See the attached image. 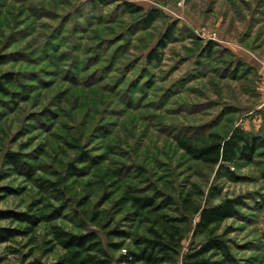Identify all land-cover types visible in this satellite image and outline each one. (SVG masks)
<instances>
[{"label":"rangeland","instance_id":"rangeland-1","mask_svg":"<svg viewBox=\"0 0 264 264\" xmlns=\"http://www.w3.org/2000/svg\"><path fill=\"white\" fill-rule=\"evenodd\" d=\"M151 11L159 17L148 23ZM0 54L9 57L0 74L21 75L16 90L29 95L1 108L0 187L14 192L0 208L27 212L44 199L39 208L57 213L40 224L36 244H0V264H23L32 249L25 264L55 260L62 250L46 253L50 226L79 230L82 197L87 208L128 221L130 205L117 201L129 188L176 201L191 195L201 205L242 197L240 214L220 228L231 229L226 264H264V154L232 166L231 175L176 140L235 128L264 137V0H0ZM8 150L23 153L32 176L5 164ZM42 179L62 181L68 207ZM165 212L182 215L175 204ZM197 220L181 224L183 247L171 264H182ZM138 224L143 232L149 222Z\"/></svg>","mask_w":264,"mask_h":264},{"label":"trees","instance_id":"trees-1","mask_svg":"<svg viewBox=\"0 0 264 264\" xmlns=\"http://www.w3.org/2000/svg\"><path fill=\"white\" fill-rule=\"evenodd\" d=\"M158 17L157 12L151 11L144 18L148 23H152ZM167 36L168 34L165 38ZM165 38L148 54L150 62L159 58L158 48L165 44ZM8 60L6 54H0V65ZM17 88H24L21 75L12 71L0 74L1 146L4 142L2 120L5 115L1 108H8L5 100L10 98L17 102L19 97L29 96L27 90L22 89L20 93ZM43 118L47 120L46 117ZM176 140L178 146L192 158L217 165L219 169L226 168L231 175L232 166L238 165L240 161L252 162L257 155L264 154L259 153L260 147L264 146V137L242 128L233 129L228 136L214 131L178 134ZM1 146L0 151L3 150ZM3 156L6 165L32 176L33 164L23 158L21 151L8 150ZM82 160L88 162L89 158L83 156ZM94 163L95 160L88 163L87 168L93 167ZM68 169L74 174H79L81 170L74 164ZM61 184V180L42 179L40 182L42 187L50 188L51 195L63 200L64 206L68 207L70 198ZM0 192L2 201L9 194H13L14 190L0 187ZM44 201L40 200L37 208L30 207L27 212L0 208V244L12 242L18 237L28 238V246L36 244L40 224L51 221L53 216L57 215L56 211L47 212L39 208ZM117 203L121 206L130 205L131 211L127 215L128 219H125L128 221L124 223L121 220L115 221L112 216L107 217L104 210L87 208L86 197L78 200V207L74 211L76 210L77 216L82 217L79 230H68L56 224L50 226L51 237L45 240L48 245L46 253L54 252L57 248H60L62 253L49 264H171L175 257L181 254L183 247L184 234L181 224L191 217H198V220L194 225L188 250L182 256V264H226L233 260L232 248L226 239L231 229L220 231V228L226 220L240 214L239 207L243 204L240 196L226 197L216 204L201 205L191 195H185L176 201L158 189L152 194H139L135 188H129ZM173 204L181 211V216L165 212ZM87 221L94 227H88ZM140 221L149 222L143 232L139 231L142 228L138 224ZM125 222H129L131 229H125ZM33 251L34 249L24 256L23 264L33 255ZM26 264L44 263L40 259H33Z\"/></svg>","mask_w":264,"mask_h":264}]
</instances>
